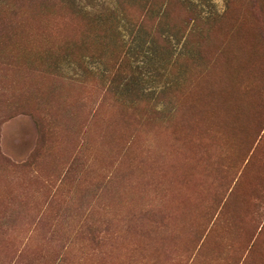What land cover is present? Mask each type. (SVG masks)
<instances>
[{
  "label": "rangeland",
  "instance_id": "1",
  "mask_svg": "<svg viewBox=\"0 0 264 264\" xmlns=\"http://www.w3.org/2000/svg\"><path fill=\"white\" fill-rule=\"evenodd\" d=\"M0 264H264V0H0Z\"/></svg>",
  "mask_w": 264,
  "mask_h": 264
}]
</instances>
